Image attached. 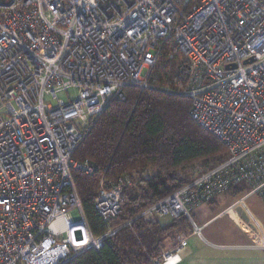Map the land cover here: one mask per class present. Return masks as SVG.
I'll return each mask as SVG.
<instances>
[{
	"label": "built area",
	"instance_id": "2783aa9c",
	"mask_svg": "<svg viewBox=\"0 0 264 264\" xmlns=\"http://www.w3.org/2000/svg\"><path fill=\"white\" fill-rule=\"evenodd\" d=\"M188 1L0 0V264H62L116 233H91L71 172L94 165L72 155L110 99L151 87L168 44L180 84L161 89L190 98L227 159L139 214L190 224L153 264H179L200 236L192 207L240 184L264 199V0ZM126 185L99 180L103 222Z\"/></svg>",
	"mask_w": 264,
	"mask_h": 264
},
{
	"label": "trees",
	"instance_id": "16d2710c",
	"mask_svg": "<svg viewBox=\"0 0 264 264\" xmlns=\"http://www.w3.org/2000/svg\"><path fill=\"white\" fill-rule=\"evenodd\" d=\"M168 51L178 57L173 45L164 47L151 71V87H124L123 99L107 102L73 152L75 160L94 165L91 174L71 172L91 233L117 231L98 251L89 248L62 264H153L164 240L179 228L189 231L190 224L185 216L164 224L159 217L144 220L139 214L190 181L178 178L176 171L227 159L225 145L191 118L190 98L161 89L180 84L176 61L167 59ZM101 178L110 185L119 178L130 181L121 191V211L109 223L94 208Z\"/></svg>",
	"mask_w": 264,
	"mask_h": 264
},
{
	"label": "crops",
	"instance_id": "0c3cea01",
	"mask_svg": "<svg viewBox=\"0 0 264 264\" xmlns=\"http://www.w3.org/2000/svg\"><path fill=\"white\" fill-rule=\"evenodd\" d=\"M190 214L201 228L200 236L190 235L189 241L194 246L188 247L179 264L230 263V259H224L229 254L220 258L226 253L222 249L241 251L238 255L246 253L249 260L253 256L254 260H248L252 264L257 257H262L261 253L264 254V199L257 193H248L245 184L232 187L213 200L192 207ZM188 230L186 232L179 228L171 233L163 242V250L173 248L175 235L179 232L190 233L191 228ZM200 245L211 250L201 249ZM196 250L207 252L210 257L199 255L196 258Z\"/></svg>",
	"mask_w": 264,
	"mask_h": 264
},
{
	"label": "rangeland",
	"instance_id": "374dc122",
	"mask_svg": "<svg viewBox=\"0 0 264 264\" xmlns=\"http://www.w3.org/2000/svg\"><path fill=\"white\" fill-rule=\"evenodd\" d=\"M68 94L71 95V97H74L75 93L72 90H69ZM58 98L66 100L65 93H58ZM44 100L55 105V102H53L51 97L48 95L44 96ZM214 166H216V164L207 165L205 162L202 161V162H198V163H196L190 167H187L185 169H180V170L176 171L175 175L180 179H186L189 181V180L197 177L198 175H200V173H203L204 171L209 170ZM159 220L161 222L165 223L167 220H170V219L168 217H160ZM76 234L79 235L78 232ZM195 244H196V246L199 245V243L198 244L195 243ZM190 245H191V243L189 241L188 247L190 248V247H192V245L194 246V244H192L191 246ZM200 247H201V249L205 248L204 246H201V245H200ZM205 249L211 250L210 248H205ZM222 250H223L222 252H226V253H224L225 255L221 256L220 258L222 259L223 257H225L226 255L229 254V257H225L224 259H230V261H231L230 263H224V264H252V262H249V261L254 260L253 256L250 257V260H249L247 258L248 255H246V253L238 255L237 253H241V251H234L233 249H222ZM196 252H197V250H196ZM261 254H262V257H257V260L255 261L254 264H264V254L263 253H261ZM195 255H196V258H198L199 255H205L207 258L210 257L209 253L200 252V250ZM254 256L256 257L257 255H254ZM215 258H218V257H215ZM258 259H260V260H258Z\"/></svg>",
	"mask_w": 264,
	"mask_h": 264
}]
</instances>
